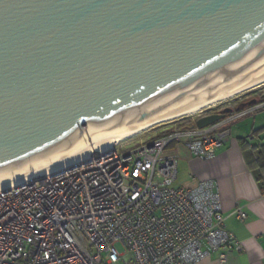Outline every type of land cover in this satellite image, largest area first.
<instances>
[{"label":"water","instance_id":"1","mask_svg":"<svg viewBox=\"0 0 264 264\" xmlns=\"http://www.w3.org/2000/svg\"><path fill=\"white\" fill-rule=\"evenodd\" d=\"M262 67L264 0H0V182Z\"/></svg>","mask_w":264,"mask_h":264},{"label":"built area","instance_id":"2","mask_svg":"<svg viewBox=\"0 0 264 264\" xmlns=\"http://www.w3.org/2000/svg\"><path fill=\"white\" fill-rule=\"evenodd\" d=\"M263 108L256 101L204 128L166 124L147 142L0 188V264H195L225 250L224 263L241 245L225 229L217 183L176 187L173 148L209 160L232 123ZM235 215L246 219L240 208Z\"/></svg>","mask_w":264,"mask_h":264},{"label":"crops","instance_id":"3","mask_svg":"<svg viewBox=\"0 0 264 264\" xmlns=\"http://www.w3.org/2000/svg\"><path fill=\"white\" fill-rule=\"evenodd\" d=\"M246 142L264 143V108L232 123L229 139L209 160L194 157L182 146L173 148L180 156L176 181L184 182L176 187L193 188L199 181L215 180L225 229L241 245V250L230 252L224 263L218 255L225 250H220L195 264H264V194L245 162L242 144ZM236 208L246 214L244 221L237 219Z\"/></svg>","mask_w":264,"mask_h":264},{"label":"bare ground","instance_id":"4","mask_svg":"<svg viewBox=\"0 0 264 264\" xmlns=\"http://www.w3.org/2000/svg\"><path fill=\"white\" fill-rule=\"evenodd\" d=\"M264 85V67L222 90L221 92L213 95L212 97L200 100L183 110H178L173 113H169L160 117H156L145 123L137 125L135 127L120 131L118 133L104 136L101 138H95L90 142H85L79 148L64 156L63 158L50 162L35 170H30L24 174L16 177H12L0 182V188H8L11 184H18V182L27 181L38 176H44L47 173H55L69 165L76 164L80 161H84L90 158L95 153H102L109 151L115 145L124 143L144 134L151 128L160 126L162 124L171 123L184 117L194 116L200 112L215 107L217 104L235 98L249 90L258 88Z\"/></svg>","mask_w":264,"mask_h":264},{"label":"rangeland","instance_id":"5","mask_svg":"<svg viewBox=\"0 0 264 264\" xmlns=\"http://www.w3.org/2000/svg\"><path fill=\"white\" fill-rule=\"evenodd\" d=\"M264 94V85L258 87V88H255V89H252V90H249L235 98H232L230 100H227L225 102H222L220 104H217L215 107H212L210 109H207V110H204L202 112H200L199 114L197 115H194V116H189V117H184L182 119H179V120H176L174 122H169V123H166L167 125H172V124H177V123H180L182 125H187V124H192L195 119L197 118L198 115H202L206 112H210L211 111H214V110H217L218 108L222 107V106H225V105H230V106H235L237 103L241 102V101H244V100H248V99H252V98H259L261 95ZM166 124H162L160 126H156L154 128H151L149 131H146L144 134L142 135H139L137 137H134L133 139L129 140L130 142L131 141H134L135 142H140V141H148L147 138L148 137H155V136H158L159 133L162 132L163 128H165ZM160 136V135H159ZM157 138V137H155ZM127 142V141H126ZM124 142V143H126ZM176 185H184V182L183 180L179 179V181H176L175 184ZM117 249L122 252L124 251L123 247L121 245H117Z\"/></svg>","mask_w":264,"mask_h":264},{"label":"trees","instance_id":"6","mask_svg":"<svg viewBox=\"0 0 264 264\" xmlns=\"http://www.w3.org/2000/svg\"><path fill=\"white\" fill-rule=\"evenodd\" d=\"M257 102H263L264 101V94L261 95L259 98H256ZM188 125V124H187ZM165 134V132H161L158 134L159 137ZM154 137V138H155ZM170 147H173L171 145ZM243 155L245 158V162L247 166L249 167L252 176L257 183V186L259 187L261 193L264 194V143H260L258 145L256 144H249V143H243Z\"/></svg>","mask_w":264,"mask_h":264},{"label":"flooded vegetation","instance_id":"7","mask_svg":"<svg viewBox=\"0 0 264 264\" xmlns=\"http://www.w3.org/2000/svg\"><path fill=\"white\" fill-rule=\"evenodd\" d=\"M250 100H256V98H252V99H248V100L241 101V102L237 103L235 106L225 105V106H222V107L218 108L217 110L211 111V113L219 112V111H221V110H223V109H225V108H235L237 105H239V104H241V103H244V102H247V101H250ZM207 114H210V112H209V113L206 112V113H204V114H202V115L200 114V115H198L197 117H199V116H203V115H207ZM227 115H228V114H227Z\"/></svg>","mask_w":264,"mask_h":264}]
</instances>
